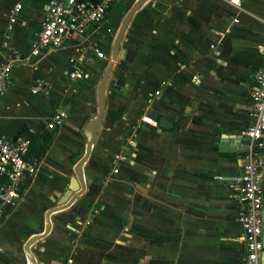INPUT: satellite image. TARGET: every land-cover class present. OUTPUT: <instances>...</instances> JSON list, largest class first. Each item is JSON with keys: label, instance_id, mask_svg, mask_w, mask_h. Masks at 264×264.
<instances>
[{"label": "crops", "instance_id": "obj_1", "mask_svg": "<svg viewBox=\"0 0 264 264\" xmlns=\"http://www.w3.org/2000/svg\"><path fill=\"white\" fill-rule=\"evenodd\" d=\"M47 1L0 0V64L13 63L0 138L37 134L61 118L0 223V264L29 263L24 245L44 232L47 210L75 178L113 41L136 0H118L88 42L34 53ZM239 2L148 0L133 15L106 83L84 189L49 216L48 233L29 247L34 264H244L236 179L252 123L248 92L264 63V0ZM72 72L84 77L69 79Z\"/></svg>", "mask_w": 264, "mask_h": 264}, {"label": "built area", "instance_id": "obj_2", "mask_svg": "<svg viewBox=\"0 0 264 264\" xmlns=\"http://www.w3.org/2000/svg\"><path fill=\"white\" fill-rule=\"evenodd\" d=\"M228 1L240 8L239 0ZM117 3L118 0H48L33 52L37 53L38 49L56 50L69 43L88 42L90 36L97 34L107 13ZM19 11L20 6L17 4L12 14ZM92 50L98 59H105V55L97 48ZM12 64L10 60L0 64V95L11 83ZM83 77L81 72L68 74L69 79ZM248 95L252 104V123L245 131L249 141L243 146L239 158L240 174L236 182L240 209L236 220L243 233L244 264H261L264 226V63ZM142 121L152 123L148 117H142ZM60 123L61 118L56 116L45 122L44 127L51 130ZM26 132L28 135L36 134L33 128H28ZM27 134H18L11 139L0 138V223L16 206L22 190L39 170L40 160L29 156L30 138ZM114 159L121 160L123 157L116 154ZM116 172L117 169H114L113 173Z\"/></svg>", "mask_w": 264, "mask_h": 264}, {"label": "water", "instance_id": "obj_3", "mask_svg": "<svg viewBox=\"0 0 264 264\" xmlns=\"http://www.w3.org/2000/svg\"><path fill=\"white\" fill-rule=\"evenodd\" d=\"M148 0H136L134 4L130 7V9L127 11L125 14L124 18L121 21L120 27L117 31V34L115 36V39L113 41L112 47H111V55H110V62L108 63L105 72L103 73V76L99 82L98 88H97V101H98V108H97V113L95 117L90 120L86 127H85V136H86V148H85V153L82 156V158L77 162L74 173H75V178L71 181L69 184V189L63 194L62 198L59 200V205L56 207H53L46 212V223H45V230L43 233L34 235L29 240L26 242L24 245V252L26 254V257L28 259V264H34L33 258L31 254L29 253V247L37 242L38 240L42 239L49 231V216L57 211L63 210L67 208L75 199V197L80 194L83 189H84V179H83V167L84 164L87 162L93 141L95 139V134L98 128L101 125L102 122V117H103V112L105 108V88H106V83L109 78L110 72L113 67V63L119 58L120 56V44L123 38V35L133 17V15L139 10L141 6H143ZM159 126L167 129L171 127V124L165 120L164 118H159L158 120ZM249 139L247 137L244 138L243 140V145L247 144ZM264 142V138H263ZM239 152L243 153V148L239 150ZM262 181L264 185V147H263V166H262ZM77 190V191H75ZM76 192V193H73ZM262 218L264 221V210L262 212ZM262 246H263V252L261 255V264H264V226H263V235H262Z\"/></svg>", "mask_w": 264, "mask_h": 264}, {"label": "trees", "instance_id": "obj_4", "mask_svg": "<svg viewBox=\"0 0 264 264\" xmlns=\"http://www.w3.org/2000/svg\"><path fill=\"white\" fill-rule=\"evenodd\" d=\"M53 133L54 131L49 129H39L35 135H28L26 132L30 138L29 156L40 160L48 149Z\"/></svg>", "mask_w": 264, "mask_h": 264}, {"label": "rangeland", "instance_id": "obj_5", "mask_svg": "<svg viewBox=\"0 0 264 264\" xmlns=\"http://www.w3.org/2000/svg\"><path fill=\"white\" fill-rule=\"evenodd\" d=\"M122 7H124L125 8V10L128 8V4H126V3H124V4H120ZM114 6H116V4L114 5Z\"/></svg>", "mask_w": 264, "mask_h": 264}]
</instances>
